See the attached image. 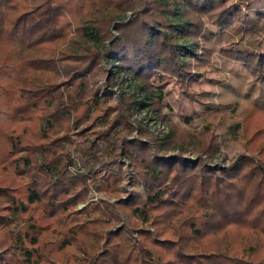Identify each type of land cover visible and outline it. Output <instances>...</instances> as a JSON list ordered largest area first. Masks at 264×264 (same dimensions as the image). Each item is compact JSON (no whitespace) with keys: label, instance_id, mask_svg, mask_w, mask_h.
Returning <instances> with one entry per match:
<instances>
[{"label":"trees","instance_id":"16d2710c","mask_svg":"<svg viewBox=\"0 0 264 264\" xmlns=\"http://www.w3.org/2000/svg\"><path fill=\"white\" fill-rule=\"evenodd\" d=\"M215 7L230 10L223 0H0V264H264V111L248 110L250 153L221 168L204 158L218 147L209 130L159 138L131 121L132 94H111L127 75L148 93L154 76L190 79L194 14ZM236 59L257 77L264 64ZM192 140L194 161L183 156ZM119 159L142 193L87 204L91 189L117 191ZM121 213L130 230L102 229Z\"/></svg>","mask_w":264,"mask_h":264},{"label":"rangeland","instance_id":"374dc122","mask_svg":"<svg viewBox=\"0 0 264 264\" xmlns=\"http://www.w3.org/2000/svg\"><path fill=\"white\" fill-rule=\"evenodd\" d=\"M223 1L230 9L228 13H220L219 8L215 7L205 15L194 14L193 22L198 38L196 45L192 47L191 56L195 65L190 79L180 81L168 74H157L158 76L149 80L152 89L148 93L137 87L132 75H127L111 90L113 100L121 94H132L138 106L131 121L140 122L141 127L159 138L171 130L184 137H194L201 131L209 130L215 136L218 147L214 156L206 155L204 158L212 166L221 168L239 155L250 153L243 132V127L248 122V110L256 107L264 111V64L257 77L243 61L236 59L241 54L251 59L260 57L264 61V15L254 17L256 10L264 13V3L256 6L251 4L252 0L244 3L245 0ZM236 8H239V14L249 17L247 23L244 24L238 18ZM252 26H257V32L251 30ZM85 43L86 47L96 48L102 45L94 40ZM181 57L187 60L186 51L181 52ZM44 78L41 75L40 79ZM156 94L162 97L160 103L157 105V99H154L155 105L150 104L152 96ZM157 109L159 111H154ZM193 141L183 154L184 158L191 161L196 158ZM178 151L176 149L171 153L177 154ZM119 161L121 178L117 191L91 189L87 204H116L120 199L127 201L133 191L142 193V184L134 179L128 161ZM83 206L80 205L77 209ZM120 216L121 221L115 219L117 223L102 226V229L114 231L123 227L130 230L125 215L121 213ZM21 226L15 221L11 223L9 230L16 231ZM1 234L3 232H0V238ZM61 238V233L48 236L50 247L55 250ZM65 252L83 258L77 247Z\"/></svg>","mask_w":264,"mask_h":264}]
</instances>
